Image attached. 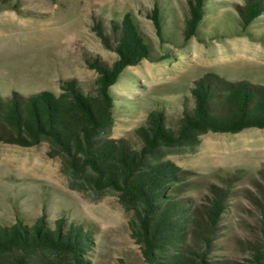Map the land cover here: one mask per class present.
Returning a JSON list of instances; mask_svg holds the SVG:
<instances>
[{
  "label": "rangeland",
  "instance_id": "rangeland-1",
  "mask_svg": "<svg viewBox=\"0 0 264 264\" xmlns=\"http://www.w3.org/2000/svg\"><path fill=\"white\" fill-rule=\"evenodd\" d=\"M246 27L238 10L246 0H206L197 34L184 40L186 0H0V95L26 96L60 91V81L75 78L92 91L97 73L87 59H116L96 31L113 44L109 25L130 11L150 38L152 58L123 69L110 86L113 122L107 137L137 140L135 129L160 108L176 116L190 88L207 74L264 86V0ZM157 4L164 38L149 14ZM166 56L159 59L160 56ZM46 141L21 146L0 141V223L16 217L32 223L44 215L74 221L90 234L91 264H145L131 236L132 211L116 192L93 191L61 168ZM162 159L184 171L186 189L177 194L191 209L208 203L213 190H227L209 258L216 264H245L254 246L264 251V127L203 133L194 146L162 148ZM193 240H189L192 244Z\"/></svg>",
  "mask_w": 264,
  "mask_h": 264
},
{
  "label": "trees",
  "instance_id": "trees-1",
  "mask_svg": "<svg viewBox=\"0 0 264 264\" xmlns=\"http://www.w3.org/2000/svg\"><path fill=\"white\" fill-rule=\"evenodd\" d=\"M205 1L186 0L184 40L197 34ZM261 11L258 0H246L238 20L246 27ZM149 18L163 39L157 4ZM99 25L96 31L104 46L113 48L116 59L111 64L99 58L86 60L97 73L93 90H83L70 78L60 81L58 93L0 95V141L21 146L46 141L49 154L60 156L62 171L70 179L81 178L95 192H116L132 211L129 228L145 264H216L209 253L227 190L214 189L206 205L191 209L184 198H177L189 184L184 182V171L159 153L175 145L194 146L208 131L264 127V86L207 74L193 83L191 103L183 99L176 116L157 107L151 110L135 129L134 146L112 139L106 135L113 122L110 86L125 67L152 58V43L130 11L110 22L112 46ZM91 246L88 231L64 217L53 224L44 215L30 224L19 217L10 224L0 223V264H91ZM245 264H264V251L254 246Z\"/></svg>",
  "mask_w": 264,
  "mask_h": 264
}]
</instances>
